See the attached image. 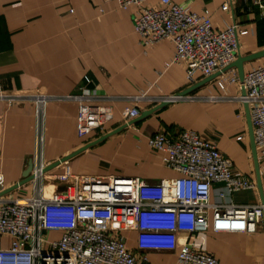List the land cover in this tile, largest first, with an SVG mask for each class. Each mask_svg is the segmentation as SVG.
<instances>
[{
	"label": "crops",
	"instance_id": "obj_1",
	"mask_svg": "<svg viewBox=\"0 0 264 264\" xmlns=\"http://www.w3.org/2000/svg\"><path fill=\"white\" fill-rule=\"evenodd\" d=\"M172 1L197 14L208 12L215 30L233 24L247 30L240 39L239 57L264 51V0L259 5L256 0H237L231 11L223 10L225 0ZM160 3L147 0L145 6ZM139 14L138 6L123 10L117 0H0V94L67 96L86 88L97 97L91 106L99 119L79 137V104L54 101L44 108L40 131L33 102L0 100V194L19 184L30 161H36L40 135L45 169L56 165L46 172L48 193L75 177H139L150 183L179 178L150 148L149 140L160 133L177 138L183 130L197 132L230 158L235 176L257 183L245 106L232 100L240 94L239 86L218 85L224 76L240 78L238 69L211 77L197 74L191 85L185 66L172 63V41L151 47L140 42L134 25ZM262 65L264 57L244 63V75ZM195 86L187 95L190 100L163 105L164 97ZM135 107L141 115L127 120V112ZM261 179L264 192L262 171ZM32 191L27 183L1 196L0 202L30 198ZM221 191L224 185L212 186V204H263L259 189L225 199L219 197ZM49 235L61 238L58 232ZM128 237L129 248L136 251V233ZM179 238L211 254L218 264H264V222L253 234L209 231ZM148 259L151 264L177 262L170 252L151 251Z\"/></svg>",
	"mask_w": 264,
	"mask_h": 264
},
{
	"label": "built area",
	"instance_id": "obj_2",
	"mask_svg": "<svg viewBox=\"0 0 264 264\" xmlns=\"http://www.w3.org/2000/svg\"><path fill=\"white\" fill-rule=\"evenodd\" d=\"M146 1L117 0L123 10L133 5L140 8L134 25L145 47L165 40L174 43L172 63L185 66L191 85L197 74L211 77L239 58L240 39L248 34L239 25L215 30L208 12L197 14L172 0H161L159 7L148 8ZM236 1L225 0L223 10L231 11ZM86 82L91 80L86 78ZM229 84L238 85L240 91L232 100L249 106L260 170L264 172V65L246 73L243 82L235 75L224 76L218 83L221 89ZM80 90L79 95L67 96L0 94V100L33 102L40 131L48 103L75 101L79 104L78 135L84 137L99 119L91 106L97 100L95 93ZM184 100L190 97L162 99L165 104ZM140 115L135 107L126 119ZM42 143L40 135L34 178L29 182L33 187L30 198L0 202V264H151V251L174 253L176 264H218L211 254L181 243L179 235L209 231L253 234L264 222V204L211 203L215 184L224 185L221 199L258 187L254 180L235 176L233 161L195 131L183 130L177 138L160 133L149 140L150 148L161 155L167 168L180 174L179 178L150 183L139 177H75L51 193L46 191ZM55 232L61 233L59 240L44 238L45 233ZM131 232L136 233V251L128 246Z\"/></svg>",
	"mask_w": 264,
	"mask_h": 264
},
{
	"label": "water",
	"instance_id": "obj_3",
	"mask_svg": "<svg viewBox=\"0 0 264 264\" xmlns=\"http://www.w3.org/2000/svg\"><path fill=\"white\" fill-rule=\"evenodd\" d=\"M261 57H264V51L261 53H257L254 55H250L247 57H239L237 59V61L231 65L230 67H228L226 70H228L229 68L232 67H236L239 71V76H240V80L241 82H243L244 80V70H243V64L255 59H259ZM197 86L192 87L186 91H184L183 93H181V96H186L188 95L190 92H192L194 89H196ZM243 95H245V92L243 91ZM163 105H166L165 103ZM245 112H246V117H247V123H248V130H249V137H250V144H251V152H252V157H253V161H254V166H255V171H256V176H257V184H258V189L260 191L261 194V198H262V202L264 204V192H263V185H262V179H261V170H260V164H259V158H258V152H257V147H256V143H255V138H254V131H253V125H252V121H251V116H250V110H249V106L246 104L245 105ZM150 112L144 113L142 115V118L146 117L147 115H149ZM85 149H81L77 152H75L74 154L70 155L69 157L65 158L64 161L78 155L79 153H81L82 151H84ZM56 165H54L53 167H55ZM53 167H50L49 169H45V173L52 169ZM34 169V163L33 160L30 161L28 168L26 169V171L23 174V180L17 184L16 186L12 187L11 189L5 191L4 193L0 194V197L3 195H6L7 193L14 191L15 189L19 188L20 186H23L27 183H29L30 181L33 180V172Z\"/></svg>",
	"mask_w": 264,
	"mask_h": 264
},
{
	"label": "rangeland",
	"instance_id": "obj_4",
	"mask_svg": "<svg viewBox=\"0 0 264 264\" xmlns=\"http://www.w3.org/2000/svg\"><path fill=\"white\" fill-rule=\"evenodd\" d=\"M234 170V169H233ZM48 187V186H47ZM47 195V194H46ZM44 238L46 239V240H52V238L50 237V235H48L47 233H45L44 234ZM53 240H55L54 238H53Z\"/></svg>",
	"mask_w": 264,
	"mask_h": 264
}]
</instances>
